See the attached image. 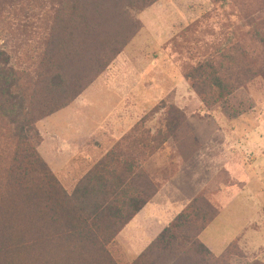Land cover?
<instances>
[{"label":"rangeland","instance_id":"1","mask_svg":"<svg viewBox=\"0 0 264 264\" xmlns=\"http://www.w3.org/2000/svg\"><path fill=\"white\" fill-rule=\"evenodd\" d=\"M51 4L0 0V51L16 69L34 71L39 66ZM129 13L139 21L140 31L74 102L37 122L39 136L30 139L34 149L69 193L93 170H100L109 185L119 177L127 189L125 201L154 193L151 201L160 191L154 198L164 223L160 233L154 239L148 235L147 228L156 224H141L138 230L125 226L107 246L117 264H132L200 196L217 208L218 216L198 236L195 219L191 228L180 222L166 232V238L175 236L170 242L175 247L159 250L158 264H257L236 239L247 219L258 218L264 206V0H159ZM206 61L216 65L231 89L217 103L206 88L208 105L190 91L187 77ZM172 105L185 113V136L195 135L201 153L184 151L180 139H164ZM156 106L159 110L153 112ZM108 120H116L117 126L109 127ZM71 124L73 129L93 128L87 141L73 138ZM4 127L0 122L6 133L0 134V170L8 166L18 142ZM114 127L123 142L115 141L118 133L111 141ZM57 134L63 143L56 142ZM176 134L181 136L180 131ZM100 184L91 181L89 190H100ZM200 243L212 249L213 258ZM231 243L240 253L226 263L214 262Z\"/></svg>","mask_w":264,"mask_h":264},{"label":"trees","instance_id":"2","mask_svg":"<svg viewBox=\"0 0 264 264\" xmlns=\"http://www.w3.org/2000/svg\"><path fill=\"white\" fill-rule=\"evenodd\" d=\"M158 1L50 0V25L43 23L46 36L39 66L34 71L18 70L0 51V122L18 139L8 166L0 170V264H117L107 246L155 194L122 200L124 183L115 177L117 182L109 185L100 170H93L69 193L30 139L39 136L37 122L74 102L137 35L141 25L129 10H145ZM187 77L207 105L206 88L217 103L231 93L211 61L194 67ZM158 110L159 106L153 108ZM168 117L164 139H180L184 151L196 153L200 143L195 135L185 136L189 130L185 113L172 105ZM0 134L6 133L0 130ZM91 181L101 183L100 190H89ZM146 188L140 189L143 195ZM218 214L204 196L195 198L177 215L172 228L165 229L132 264H158L159 250L175 247L170 243L175 236L166 238V232L177 229L180 222L191 228L195 219L194 236H198ZM197 246L213 258L203 243ZM237 253L231 243L214 262L226 263Z\"/></svg>","mask_w":264,"mask_h":264},{"label":"crops","instance_id":"3","mask_svg":"<svg viewBox=\"0 0 264 264\" xmlns=\"http://www.w3.org/2000/svg\"><path fill=\"white\" fill-rule=\"evenodd\" d=\"M190 91L192 93H194L193 90L190 89ZM108 121H109V123H107V125H109V127L111 125H114V126L116 125L117 126V124H116L117 122H115L116 120H108ZM74 125L80 126V124L78 122H75ZM74 125L71 124V128L74 127ZM84 126L85 125H82L81 128H79V129H73L72 128L71 131H72V133H74L72 135L73 138H82V139L84 138L85 141H87L86 139H87L89 133L92 134V129L93 128L92 127L91 128L89 127L88 129H84ZM115 128L116 127H114L112 131H116V129H117V131L115 133H113V135H112V131L110 132V134H111L110 135L111 136V141L113 139V136L118 135L119 132H121V131L118 130V128H116V129ZM122 136H123L122 133L119 134L115 141H118ZM64 141H65L64 137L63 136H60V134H57V136H56V142L61 144V142L63 143ZM56 148L59 150V146L58 145H57ZM201 151H202V148L200 149L199 153H201ZM46 162L48 163L47 160H46ZM64 167H65V165H64ZM62 170H65V169L63 168ZM159 193H160V191L157 193V195ZM156 196L154 198H156ZM154 198H153V200L149 201L131 219V221L127 224V225L132 224L133 225V228L134 229H137V230H138L137 227L138 226H141V224H146V225H153V224L155 225L156 224L153 227L150 226V227L147 228V232H149L148 235H150L151 238H153V239L160 233V230H161L162 226L164 225L163 220H162V218L160 216L161 214H159L160 211L156 210V208L154 206L156 204V202L154 201ZM258 214H261V215L258 216V218H256V217L248 218L247 219L248 220V223L246 224L247 226H244L243 227L242 232L247 231L249 233L247 235L248 237L245 236V233H242L241 232L240 236L236 240L239 241V244L241 245V248H244L245 251L249 252V255L252 257V259H251L252 262H256L257 264H264V206H262V208H260L258 210ZM151 233H154V234H151ZM153 239H151V240H153ZM149 243H150V241H147L145 243V245H144V248ZM207 248L212 252V249L210 247H207Z\"/></svg>","mask_w":264,"mask_h":264}]
</instances>
